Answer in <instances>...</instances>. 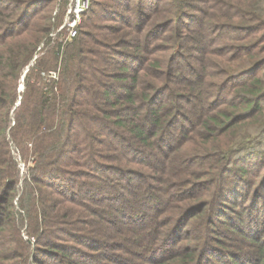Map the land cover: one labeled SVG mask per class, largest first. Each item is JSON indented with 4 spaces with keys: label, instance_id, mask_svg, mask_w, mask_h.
<instances>
[{
    "label": "trees",
    "instance_id": "1",
    "mask_svg": "<svg viewBox=\"0 0 264 264\" xmlns=\"http://www.w3.org/2000/svg\"><path fill=\"white\" fill-rule=\"evenodd\" d=\"M55 1L0 0V264H264V0Z\"/></svg>",
    "mask_w": 264,
    "mask_h": 264
},
{
    "label": "rangeland",
    "instance_id": "2",
    "mask_svg": "<svg viewBox=\"0 0 264 264\" xmlns=\"http://www.w3.org/2000/svg\"><path fill=\"white\" fill-rule=\"evenodd\" d=\"M59 3H61L60 7H59ZM66 4H67V0H59V1L57 0V1L53 2V3H51L48 6L49 10L51 11V15H55L56 19L58 17L61 18L60 24L55 28V31L51 33V35H52L51 38H52L53 41H57L58 38H59V41H60V38H62L63 35H64V34H61L59 36L57 34L58 33L57 29H59L60 26L63 24V19H64V16H65ZM86 29L88 30V28H86ZM60 31H63V29H60ZM51 44L54 45V43H51L50 42V44L46 43V45L42 48V45L43 44L40 43L38 49L39 48H42L43 50L40 49L39 50V54H41V52L42 53L45 52V54L47 52H49L52 49V47H51L52 45ZM47 56H49V55H47ZM57 71H58V68L56 70L49 69V68L48 69L42 68V70H41V76L43 77V81H45V80L48 81L49 78H57V75H58L57 74ZM21 84L22 83H19V87H18V89H20V90L23 89V87L21 89ZM10 146H11V149H10L11 153L14 155V157L18 161L17 167H18V172H19V177H20V179H19V185H20L22 183L23 177L26 175L25 164L23 163V161H21L20 156H19L18 149L15 147V145L13 143H11ZM49 262H51L53 264H60V261H58V260L56 261L55 259H51V258H49ZM33 264H34V262H33Z\"/></svg>",
    "mask_w": 264,
    "mask_h": 264
},
{
    "label": "built area",
    "instance_id": "3",
    "mask_svg": "<svg viewBox=\"0 0 264 264\" xmlns=\"http://www.w3.org/2000/svg\"><path fill=\"white\" fill-rule=\"evenodd\" d=\"M90 1L91 0H67L63 24L57 29V31H60V29L64 31L63 37L60 38L63 45L76 36L82 16L87 10Z\"/></svg>",
    "mask_w": 264,
    "mask_h": 264
},
{
    "label": "water",
    "instance_id": "4",
    "mask_svg": "<svg viewBox=\"0 0 264 264\" xmlns=\"http://www.w3.org/2000/svg\"><path fill=\"white\" fill-rule=\"evenodd\" d=\"M22 87H23V84H21V89H22Z\"/></svg>",
    "mask_w": 264,
    "mask_h": 264
}]
</instances>
